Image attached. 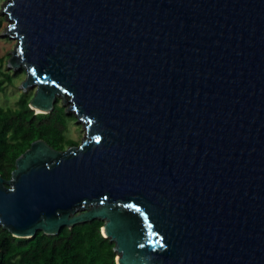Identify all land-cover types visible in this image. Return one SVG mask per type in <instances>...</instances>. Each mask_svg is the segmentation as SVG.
<instances>
[{"label": "water", "instance_id": "1", "mask_svg": "<svg viewBox=\"0 0 264 264\" xmlns=\"http://www.w3.org/2000/svg\"><path fill=\"white\" fill-rule=\"evenodd\" d=\"M30 106L88 140L0 175L17 238L99 219L117 264H264V0H11ZM97 140L99 142H97Z\"/></svg>", "mask_w": 264, "mask_h": 264}, {"label": "trees", "instance_id": "2", "mask_svg": "<svg viewBox=\"0 0 264 264\" xmlns=\"http://www.w3.org/2000/svg\"><path fill=\"white\" fill-rule=\"evenodd\" d=\"M2 23L0 14V30ZM6 57L0 55V95L19 73L11 74ZM31 100L23 94L15 106L0 108V175L7 180L16 169L17 159L38 140L58 151L81 145V139L70 134L65 107L57 108L61 99L50 113L36 112ZM104 223L96 219L63 227L58 235L38 231L32 238H17L0 225V264H117L116 244L102 234Z\"/></svg>", "mask_w": 264, "mask_h": 264}, {"label": "rangeland", "instance_id": "3", "mask_svg": "<svg viewBox=\"0 0 264 264\" xmlns=\"http://www.w3.org/2000/svg\"><path fill=\"white\" fill-rule=\"evenodd\" d=\"M7 3H11V0L0 1V14L3 20L2 28L0 30V55L5 57L7 56L6 57L7 60H5V63H7V67L11 69L10 70L11 74H14L13 71H17L19 73L14 77L13 84L7 88L5 93L0 95V108L15 106V104L18 102V100L21 98L23 94H25L27 98L30 99V97H32L33 99L38 89L36 85H33L27 89L23 88L21 84L26 82L27 80V70L22 66L19 68H11L9 66V60L13 57L12 53L16 50L18 46V39L5 34L7 30H10V26H13L14 24L13 20H11L9 17V13H6L4 11V7L7 5ZM8 53L11 54L9 58H8ZM63 97L65 103H63V99L61 95L57 96V99L58 98L61 99V101H59V105H57V108H60V106L65 107L64 111L67 113L66 117H67L68 127L71 132L70 134L75 139L80 138L82 144L83 141L88 140V133L85 122L80 118H78L75 111L69 110L74 105L72 104V102H69L71 101V98L65 95ZM68 112L71 113V116L68 115ZM38 113L40 112L38 111ZM78 126H80L79 129H77Z\"/></svg>", "mask_w": 264, "mask_h": 264}, {"label": "bare ground", "instance_id": "4", "mask_svg": "<svg viewBox=\"0 0 264 264\" xmlns=\"http://www.w3.org/2000/svg\"><path fill=\"white\" fill-rule=\"evenodd\" d=\"M58 95H60V94H58ZM58 95H56V96H58ZM65 96H69V95H67V94H64ZM72 104H74V102H72Z\"/></svg>", "mask_w": 264, "mask_h": 264}, {"label": "snow or ice", "instance_id": "5", "mask_svg": "<svg viewBox=\"0 0 264 264\" xmlns=\"http://www.w3.org/2000/svg\"><path fill=\"white\" fill-rule=\"evenodd\" d=\"M97 142H99V141L97 140Z\"/></svg>", "mask_w": 264, "mask_h": 264}]
</instances>
